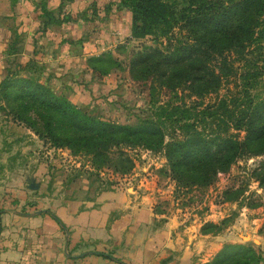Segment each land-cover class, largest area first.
Returning a JSON list of instances; mask_svg holds the SVG:
<instances>
[{
    "label": "crops",
    "instance_id": "obj_1",
    "mask_svg": "<svg viewBox=\"0 0 264 264\" xmlns=\"http://www.w3.org/2000/svg\"><path fill=\"white\" fill-rule=\"evenodd\" d=\"M84 3L0 0V82L14 70L89 111L114 80L88 63L112 46H102L105 24L116 25L114 45L131 26L123 24L124 9L89 19ZM33 136L27 147L36 152L41 140ZM63 154L62 162L35 155L0 173V264H207L228 244L252 247L264 264V241L236 238L232 226L201 231L226 217V207L203 216L172 210L163 206L165 189H140L134 175L78 169L68 149Z\"/></svg>",
    "mask_w": 264,
    "mask_h": 264
},
{
    "label": "trees",
    "instance_id": "obj_2",
    "mask_svg": "<svg viewBox=\"0 0 264 264\" xmlns=\"http://www.w3.org/2000/svg\"><path fill=\"white\" fill-rule=\"evenodd\" d=\"M189 3L190 12L181 25V39L173 43L171 39L175 37L167 36L169 43L163 49L144 45L130 61L131 75L143 82L150 81L152 95L162 88L163 94L170 95L156 118L142 119L134 126L96 118L46 84L14 70L0 82V90L12 104L17 120L26 123L41 139H49L55 147L91 153L97 163L104 164L114 162L109 157L113 148L139 143L151 148L163 146L173 177L179 183L210 185L239 158L264 155V97L255 98L248 89L249 79L260 78L264 67L253 63L244 75L242 94L218 97L229 76L238 78L239 68L234 67L232 55L245 58L248 52L264 54V0ZM125 8L132 12L134 38L149 34L152 25L174 20L169 0H121L119 9ZM88 63L102 76L120 67L107 51L89 58ZM185 90L199 98L216 93L218 100L195 116V107L191 109L172 100ZM197 101L195 105L201 106ZM166 136L171 139L167 143ZM118 153L117 164L123 170H131L133 159L122 150ZM261 164L264 169V160ZM115 171L121 172L122 168L117 166ZM258 174L264 183V170ZM260 261L261 256L252 247L228 244L207 264Z\"/></svg>",
    "mask_w": 264,
    "mask_h": 264
},
{
    "label": "rangeland",
    "instance_id": "obj_3",
    "mask_svg": "<svg viewBox=\"0 0 264 264\" xmlns=\"http://www.w3.org/2000/svg\"><path fill=\"white\" fill-rule=\"evenodd\" d=\"M64 1L65 3H73L79 0H60V3L63 5ZM82 1L85 2V8L82 9L84 13H82L87 14L90 19L94 14L99 15V11L103 15L117 13L121 0ZM169 1L171 3V17L174 20L170 24L163 25V22H161L158 25H152L149 34L135 38L132 33V12L125 8L124 13H122L125 19L123 24H130L129 36L125 34L116 45L110 38L114 37L112 32H115L116 25L113 21L111 22V19H108L110 24H105L108 27V32L105 33L106 37L102 35L100 39L103 42L102 46L105 48L111 43L110 49L104 51L112 53L120 63V67L111 71L114 80L110 91L96 99L93 106L89 108L90 110H85L86 112L105 121L133 126L138 125L142 119L156 118L158 114L162 113L160 106H163L170 95L163 94V88L157 89L152 95L153 90L150 88V81L143 82L131 75L129 66L135 52L144 45H155L163 49L169 43L167 36L176 38L171 39L173 43L183 37V34L181 35V25L184 24V17L190 12L189 0ZM85 10H87L86 13ZM104 17L106 16L104 15ZM94 25H89L90 30L95 27ZM231 59L235 63L234 67L238 66L239 68L238 78L236 79L234 75L229 76V80L218 94V97L242 94L245 87L244 75L247 74L249 69L253 68V63L255 62L260 67H264V54L261 55L258 51L248 52L245 58L232 55ZM246 59L248 62H246ZM262 71H264V68ZM248 85L249 92L253 97H264V74L255 80L249 79ZM178 95L179 98L175 96L172 100L175 103H183V106L191 109L195 107L192 111L195 116H200V111L206 105L218 100L216 93L199 98L190 95L189 90H185V92H179ZM194 101L201 102L202 105H195ZM12 108V104L6 100L5 93L0 90V173L2 171L6 172L5 166H8V171H10L9 168L14 167L15 164L29 165L35 155L38 157L47 155L54 161H61L63 157H66V154H63L64 151L68 149V154L72 155L71 159L74 164H79L78 169H85L102 176L113 174L119 177H131L134 175L133 181L137 182L136 184L140 186V189L154 188L157 194H159L160 188L165 189V194L170 195L168 199H163V202H166L163 206L166 208L169 207L179 212L193 209L194 212L203 216L212 207L216 211H223V208L226 207L228 215L217 223L205 222L201 228L202 232H219L232 226L236 238L241 237L245 242L256 244L264 241V183L259 180L258 174L264 170L261 164L264 155L239 158L228 171L220 173L210 185L181 184L173 177L163 146L151 148L146 144L139 143L134 147L113 148L109 157L114 162L100 164L101 162L97 163L91 153L73 151L69 147H55L49 139H41L26 123L17 120L14 115L15 110ZM33 133L41 140V142L39 141L38 153L29 150L30 148L27 147L30 142H33L31 138H35ZM244 134L242 132V135ZM170 140V137L166 136L165 143ZM146 141L143 140L142 142L146 143ZM121 150L133 159L134 164L129 171L123 170L124 167L121 164L118 165L115 161L118 152ZM67 158L70 159L68 156ZM68 162L67 160L64 163L71 164V162ZM117 166L122 168L121 172L115 171ZM259 255L261 256L260 252Z\"/></svg>",
    "mask_w": 264,
    "mask_h": 264
}]
</instances>
